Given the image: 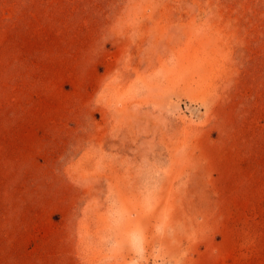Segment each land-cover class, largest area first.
I'll return each instance as SVG.
<instances>
[{
  "label": "rangeland",
  "instance_id": "374dc122",
  "mask_svg": "<svg viewBox=\"0 0 264 264\" xmlns=\"http://www.w3.org/2000/svg\"><path fill=\"white\" fill-rule=\"evenodd\" d=\"M0 264H264V0H0Z\"/></svg>",
  "mask_w": 264,
  "mask_h": 264
}]
</instances>
